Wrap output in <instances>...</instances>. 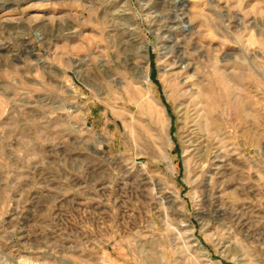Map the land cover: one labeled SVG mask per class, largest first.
<instances>
[{
	"label": "rangeland",
	"instance_id": "374dc122",
	"mask_svg": "<svg viewBox=\"0 0 264 264\" xmlns=\"http://www.w3.org/2000/svg\"><path fill=\"white\" fill-rule=\"evenodd\" d=\"M104 1L0 0V264H264V0Z\"/></svg>",
	"mask_w": 264,
	"mask_h": 264
},
{
	"label": "bare ground",
	"instance_id": "6f19581e",
	"mask_svg": "<svg viewBox=\"0 0 264 264\" xmlns=\"http://www.w3.org/2000/svg\"><path fill=\"white\" fill-rule=\"evenodd\" d=\"M120 0H113V1H104V5H105V8L106 9H109V7L110 8H112V10L110 11V15H111V17H113L114 16V12L116 11V7H117V3L119 2ZM177 1V0H176ZM103 4V3H102ZM114 9V10H113ZM122 11H124V9L122 10ZM118 16V15H117ZM179 18V17H178ZM181 18V17H180ZM110 19V18H109ZM119 41V40H118ZM141 43V42H140ZM137 45V44H136ZM136 45H135V47H136ZM127 46V45H126ZM139 48H144V46L141 44L140 46H138ZM135 49V48H134ZM138 51V48L136 49V51L135 52H137ZM135 68H136V70H137V72H139V74H140V76L144 79V80H147L148 79V75H147V72H146V70H144V68L141 66V67H139V66H135ZM193 141V140H192ZM192 141H190V142H192ZM197 143V142H196ZM194 144V143H193ZM192 144V145H193ZM191 146V145H190ZM198 146V145H197ZM193 148H195V146L193 145ZM195 151V150H194ZM193 151V152H194ZM201 152V151H200ZM163 157L165 158V159H167V161L169 162V157L167 156V154L166 153H164L163 152ZM199 157V156H198ZM197 157V158H198ZM205 157V156H204ZM200 159V158H199ZM208 160V159H207ZM199 161V160H198Z\"/></svg>",
	"mask_w": 264,
	"mask_h": 264
}]
</instances>
